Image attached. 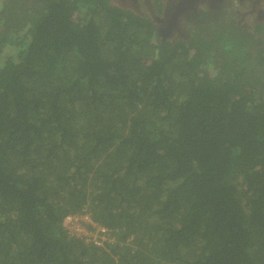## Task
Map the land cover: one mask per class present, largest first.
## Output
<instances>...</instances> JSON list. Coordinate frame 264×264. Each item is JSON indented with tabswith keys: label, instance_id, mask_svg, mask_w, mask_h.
Instances as JSON below:
<instances>
[{
	"label": "trees",
	"instance_id": "16d2710c",
	"mask_svg": "<svg viewBox=\"0 0 264 264\" xmlns=\"http://www.w3.org/2000/svg\"><path fill=\"white\" fill-rule=\"evenodd\" d=\"M120 5L0 0V264H264L255 31Z\"/></svg>",
	"mask_w": 264,
	"mask_h": 264
},
{
	"label": "rangeland",
	"instance_id": "374dc122",
	"mask_svg": "<svg viewBox=\"0 0 264 264\" xmlns=\"http://www.w3.org/2000/svg\"><path fill=\"white\" fill-rule=\"evenodd\" d=\"M151 1L152 0H113V2L117 3L119 6H121L120 4L124 6L127 5L131 6V8L136 11L139 10L144 12L146 10L151 16L154 15L159 18L164 17L165 19L170 18L169 23H171V17L174 16L176 7L179 5L178 0H160L161 3H163V6H160V8H162L161 11L159 10L160 8L158 9L159 11L155 8L151 9ZM211 2V0H198L195 4L187 7L182 13H180L181 15L178 18L177 27L175 29L172 27L169 28L170 32L174 30L175 32H182V34H184L188 27H207L209 20L212 17L211 14H213L214 11H217L218 7H221L222 11L225 13V17L223 19L231 20L232 23H235L242 13H247L243 27H249L251 31H259L263 28L264 31V0L257 4L256 10L251 8L252 0H214L210 5ZM256 31L254 33V37L263 41L262 47L264 48V36H258ZM229 48L230 47L228 45L223 47L226 52ZM207 70H210V68H207ZM261 77L264 78V75H261ZM83 215L84 214L80 215L78 213L66 214L63 218L64 227L68 228L69 231H77V234L89 236V233L83 226L79 228L78 225L75 224V222H77L76 219L78 217H82ZM92 235L101 234L95 231Z\"/></svg>",
	"mask_w": 264,
	"mask_h": 264
},
{
	"label": "flooded vegetation",
	"instance_id": "af4514ba",
	"mask_svg": "<svg viewBox=\"0 0 264 264\" xmlns=\"http://www.w3.org/2000/svg\"><path fill=\"white\" fill-rule=\"evenodd\" d=\"M196 1H198V0H178L179 5H178V7H176V10L174 12V16L171 17V23H169L170 18H166V19L164 17L162 18L163 24H162V27H159V30H161V33L165 34L166 32L167 33L173 32L174 30H172L170 32L169 28L172 27L175 29L177 27L178 18L181 15L180 13H182L187 7L191 6L192 4H195ZM211 1L213 2L214 0H211ZM242 1H244V0H242ZM260 1H263V0H252L251 8L253 10H256L257 4ZM212 2L210 3V5L212 4ZM222 8L225 9L224 7H222ZM192 10H194V9H192ZM211 15H212L211 19L220 17L219 21L220 20H223V22L231 21V20L223 19L225 17V13L222 11L221 7H218L217 11H214L213 14H211ZM246 16H247V13H242L241 16H239V19L233 24L239 25V26L242 24V27H243V23L246 19ZM262 30H263V28H262ZM253 31H256V30H253ZM179 33L182 36V32H179ZM254 40L257 44H260L261 46H263V41L261 39L254 37Z\"/></svg>",
	"mask_w": 264,
	"mask_h": 264
},
{
	"label": "built area",
	"instance_id": "2783aa9c",
	"mask_svg": "<svg viewBox=\"0 0 264 264\" xmlns=\"http://www.w3.org/2000/svg\"><path fill=\"white\" fill-rule=\"evenodd\" d=\"M78 218L76 219L77 222H75V224H77L79 228L82 226L80 223L81 220H85V221L89 220V217L86 216L85 214L82 217H80L79 219ZM100 229H104V228H100Z\"/></svg>",
	"mask_w": 264,
	"mask_h": 264
}]
</instances>
